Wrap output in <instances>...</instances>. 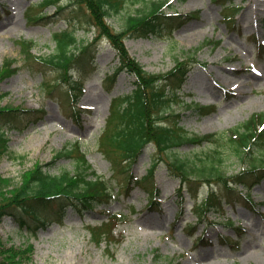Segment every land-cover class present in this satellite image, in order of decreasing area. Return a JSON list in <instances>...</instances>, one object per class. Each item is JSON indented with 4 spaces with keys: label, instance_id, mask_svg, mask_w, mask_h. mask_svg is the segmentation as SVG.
Wrapping results in <instances>:
<instances>
[{
    "label": "rangeland",
    "instance_id": "374dc122",
    "mask_svg": "<svg viewBox=\"0 0 264 264\" xmlns=\"http://www.w3.org/2000/svg\"><path fill=\"white\" fill-rule=\"evenodd\" d=\"M43 1L0 0V64L14 59L15 66L20 67L17 75L0 81V94L8 96L1 105L38 111L22 115L18 127L5 129L10 151L0 160V174L19 182L35 163L52 162L55 152L80 140L91 168L110 181L115 197L90 211L78 212L65 200L63 209L57 204L40 211L47 227L36 237H30L16 220L5 217L0 223V237L10 245L31 242L35 248L33 264H264V216L258 213L264 215V178L258 182L256 177L251 179L255 186L250 194L258 205L256 209L240 194L242 198L235 195L224 199L223 210L211 211L203 219L193 207L208 197L211 187L225 194L223 183H203L198 200L189 194L181 197V180L166 163L152 182L159 201L154 208L150 207L152 188L147 187L152 179L133 184V191L127 195L123 189L125 178L121 176L120 182L113 178L111 163L100 152L98 141L110 115L111 101L129 96L137 89L135 72L124 67L121 50L108 38L93 42L95 35L82 30L77 49L81 55L85 53L74 71L76 80H82L79 77L88 71V82L84 93L71 91L79 96L75 107L82 114L74 116L70 102L73 99L68 95L70 88L65 83L48 88L55 80L64 81L62 73L52 66L26 65L21 43L34 41V54L43 58L53 55L52 34L66 29L65 18L71 19L72 12L80 16L81 9L72 2L66 5L64 15L56 16L58 5L44 9L40 7ZM160 1L167 5L168 15L178 16L176 22L171 20L163 35L124 39L122 46L133 64L159 76L171 71L176 60L186 59L182 99L188 104L214 105L215 109L201 117L187 106L178 108L184 129L192 135L229 137V131L248 121L251 115L264 114V55L259 52V43L264 42V0H234L233 7L225 12L231 17L235 14L234 22L225 19L221 8L224 0ZM18 2L23 4L19 6ZM139 7L129 5L121 15L110 19L112 30L121 34L127 14H136L134 11ZM210 13L213 19L203 22ZM43 14L49 18L40 21L30 18ZM17 21L20 25L11 30ZM207 42L211 45L205 46L192 64L189 58ZM222 68L239 71L237 76H231L230 85L224 82ZM110 77L114 81L108 80ZM215 148L211 143L203 147L186 145L178 153L204 157ZM154 151V146H149L133 166L134 179L141 180L148 174ZM220 152L224 158L220 172L226 178L237 174L241 162L233 146L224 144ZM66 170L76 171L71 160L58 161L51 173ZM241 189L246 193L244 187ZM112 215L123 216L114 230L117 240L94 244L88 227L101 225ZM204 234L212 244L200 245L197 239ZM222 236L233 238L237 244L230 247Z\"/></svg>",
    "mask_w": 264,
    "mask_h": 264
},
{
    "label": "trees",
    "instance_id": "16d2710c",
    "mask_svg": "<svg viewBox=\"0 0 264 264\" xmlns=\"http://www.w3.org/2000/svg\"><path fill=\"white\" fill-rule=\"evenodd\" d=\"M64 1L45 0L41 7L47 8L49 4H57L59 8L56 16H60L67 11L66 5L73 2L79 5L81 17L74 16L72 12L71 19L65 18L68 21L67 28L52 34L55 52L49 59L33 54L32 50L35 48L33 41L22 42L24 62L29 66H56L58 71L62 72L67 87L70 88L68 95L73 99L70 102L74 106V115L80 117L81 114L75 107L78 95L71 93L75 90L83 93L85 85L83 81H76L71 74L74 64L80 61L74 49L80 41L78 34L82 30L87 34L96 28L100 37H108L121 50L124 67L133 68L138 79L137 89L129 96L113 99L110 115L99 138L98 146L103 156L111 163L113 178L118 182L121 181V176L125 178L123 189H126L127 195L133 191L134 183L140 185L152 179L147 187L152 188L150 207L154 208L158 199L155 198V183L152 182L155 172L165 163L175 176L181 178L183 184H188L187 191L195 199H198V188L195 185L198 183L200 185L202 180L209 183L214 178L222 181L226 192L231 195L237 194L240 186L247 187L249 192L252 188L248 183L250 177L262 174L264 171V115L262 113L252 115L246 123L230 131L229 137L225 134L190 135L181 125V114L177 109L187 106L194 114L205 116L213 112L214 108L201 107L196 103L188 104L181 99L180 93L185 81L183 75L186 73L185 61L177 60V67L159 76L133 64L126 55L122 40L163 35L167 30L165 26H169L171 20L176 22L178 17L167 15L164 2L160 0ZM129 5L140 7L134 11L136 14H127L123 24L124 31L117 34L108 24V20L121 15ZM30 18L40 21L49 17L43 14ZM15 63L14 60H7L0 66V81L19 72V67H14ZM61 84L60 80H55L48 85V88H58ZM5 98L4 94L0 95V159L9 153V139L6 137L5 129L18 127L22 115L38 112L32 109L1 106ZM210 143L216 148L204 154V157H185L178 153V150L186 145L203 147L204 144ZM229 143L236 151L239 160L245 162L251 156L253 160L248 167H242L239 174L226 179L219 172L218 167L224 162L220 149L224 144ZM149 146L155 148L152 167L143 180L134 179L133 166L142 158ZM52 159L51 163L44 165L37 162L32 169L23 173L19 182L0 174V223L5 217H11L16 220L20 228H26L29 236L36 237L37 232L47 226V222L39 214L40 211L57 204L63 209L65 206L62 203L65 200L74 210L82 212L93 209L101 203H108L114 198V190L109 186L110 181L101 175L98 176L92 170L79 140L55 152ZM66 159L74 163L76 171L66 170L52 174L51 168L58 161ZM208 196L209 198L202 205H196V211L200 216L211 209L218 210L215 206L221 208L223 197H219L214 188L209 191ZM245 199L254 206L255 202L249 193ZM122 219V216L112 215L107 221L102 222V225L89 227L92 241L96 245H100L103 241L108 243L116 241L114 230L123 221ZM198 240L200 245L208 242L204 236ZM224 242L233 248L237 244L228 237L224 238ZM33 253L34 247L30 242L23 246L9 245V241L0 237V264H33Z\"/></svg>",
    "mask_w": 264,
    "mask_h": 264
},
{
    "label": "bare ground",
    "instance_id": "6f19581e",
    "mask_svg": "<svg viewBox=\"0 0 264 264\" xmlns=\"http://www.w3.org/2000/svg\"><path fill=\"white\" fill-rule=\"evenodd\" d=\"M193 2H195L196 0H192ZM17 4H19V6H21L23 3L21 2H18ZM213 19V14L210 13L209 15H207L206 18H204L202 21L204 22L205 20H208V21H211ZM20 25V22L17 21L15 23V25L13 26L12 29H17V27ZM239 74V71L238 69L235 70V69H232V68H222V75H224V82L226 85H230L232 82H233V79L231 76H237ZM244 86V85H243Z\"/></svg>",
    "mask_w": 264,
    "mask_h": 264
}]
</instances>
